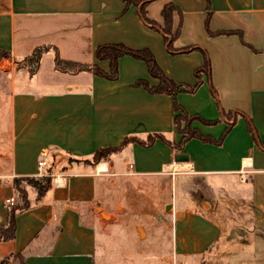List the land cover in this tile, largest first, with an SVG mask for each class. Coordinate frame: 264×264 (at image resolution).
Here are the masks:
<instances>
[{"label": "crops", "instance_id": "obj_1", "mask_svg": "<svg viewBox=\"0 0 264 264\" xmlns=\"http://www.w3.org/2000/svg\"><path fill=\"white\" fill-rule=\"evenodd\" d=\"M167 2L182 11L174 46L193 48L168 51L162 32L142 19L138 5L123 0H0V48L11 55L0 60V224L7 220L6 199L15 197V176L51 177L39 198L28 187L30 205L16 214L14 237L0 240V264H109L106 244L97 251V232L106 237L124 213L154 223L149 231L143 228V238L174 227L168 258L175 256L177 264H208L212 258L264 264V0H150L148 17L163 24ZM208 8L210 30H239L255 50L237 33L209 35ZM107 42L147 47L168 77L197 87L175 96L150 92L135 82L155 85L158 79L142 59L128 54L118 58L114 79L59 70L52 48L33 73L23 63L34 47L50 44L62 58L109 71V60L95 56L96 47ZM205 54L209 69L197 73ZM175 102L203 134L221 137L227 120L207 121L220 118L222 109L232 111V125L219 143L192 136L179 144ZM149 133L164 138L138 142ZM126 136L136 139L88 161L98 148L118 146ZM42 150L47 159L40 168ZM177 152L187 159L174 160ZM197 175L211 178L210 214L185 193ZM162 185L170 188V201L160 199ZM173 192L187 202L176 204ZM168 202L175 217L168 212V222L155 220ZM231 210L250 225L240 240L245 247L222 242Z\"/></svg>", "mask_w": 264, "mask_h": 264}, {"label": "trees", "instance_id": "obj_2", "mask_svg": "<svg viewBox=\"0 0 264 264\" xmlns=\"http://www.w3.org/2000/svg\"><path fill=\"white\" fill-rule=\"evenodd\" d=\"M126 4L133 3L138 5L139 13L142 19L149 25L158 28L163 35L164 42L166 44V48L170 52H176L178 50H188L193 48V45H187L183 47L174 46V41L177 38L180 27H181V19H182V11L180 7L174 2H167L164 4L161 13L164 19L163 24H159L156 21L150 19L147 15L146 5L150 0H123ZM209 6V5H208ZM210 14V10L208 8V15L206 18V28L209 35H215L219 33H237L241 39V41L253 48L250 44H248L242 37V34L239 30H221V31H213L210 30L207 23L208 17ZM54 50V65L57 69L69 72H76L82 70L92 71L94 74H98L104 76L109 79H114L117 77V62L118 58L124 54H128L133 56L134 58L142 59L148 68L150 74L158 79V83L155 85H150L144 79H138L135 84L143 86L146 90L150 92H166L173 94L179 90L186 91H194L197 87V84L189 85L186 83L175 82L173 79L168 77L162 68L158 65L155 60V57L151 50L147 47L142 48H132L126 45L123 42H107L99 44L95 49V56L97 59H108L110 63L109 71H105L95 62L84 63L78 62L71 59H65L58 55L57 49L50 44H41L33 48L32 52L27 55L23 59V63L28 66L30 73H33L41 58V55L48 51L49 49ZM6 57L10 58V51L4 48H0V59ZM209 69V60L207 55H204V63L201 68L197 70V73H200L201 70ZM214 92L216 90L213 87ZM174 108L177 111V114L173 118V122L177 127V130L182 133L181 142L182 144L186 139L192 136L200 137L202 140L211 141L219 143L224 136V134L228 131L229 127L232 125V111L221 110V117L215 120L207 121L209 123L219 121L221 118L227 120V127L225 131L222 133L221 137L215 138L211 135H206L200 132L197 128L191 125V121L194 118L193 115H189L186 110L182 108L180 104L175 102ZM248 129L252 133L253 136L256 135V131L252 125V123L247 121ZM160 136L162 138L163 134L161 133H149L147 137L143 140L138 139V142L143 145H149L152 140L156 137ZM134 136H126L124 140L118 146H106L101 147L95 150L92 154V158L88 161L95 162L101 157H106L110 152L115 149L121 147L125 143L135 140ZM260 144L264 146V141L260 140ZM14 190H15V202L13 204H6V213L7 220L6 223L0 224V240H9L14 237L15 234V217L16 214L20 211L26 209L29 205L28 199V187H32L37 194V197H41L51 186V177L50 175H41L38 177L35 176H15L12 180Z\"/></svg>", "mask_w": 264, "mask_h": 264}, {"label": "rangeland", "instance_id": "obj_3", "mask_svg": "<svg viewBox=\"0 0 264 264\" xmlns=\"http://www.w3.org/2000/svg\"><path fill=\"white\" fill-rule=\"evenodd\" d=\"M2 59V58H1ZM0 59V60H1ZM161 181V180H160ZM211 178L209 176H193L187 182L186 194L196 199L198 207L206 213H211V190H210ZM166 183V182H165ZM111 191H107V196L110 197ZM160 199L161 195L166 196L168 200H171V191L167 185H162L159 190ZM175 203L180 205L187 201L178 196L173 192ZM161 205L159 212L154 216L155 220L161 221L163 223L168 222L169 217L167 213L171 212V217L174 218L173 210L167 205ZM231 213L232 210L230 211ZM221 221L222 223H227V213L222 211ZM223 213V214H222ZM177 216V215H176ZM121 223L112 222L110 224L112 230L110 234L104 237V234L100 231L97 232V251L99 248H104L103 245L106 244L105 252L107 257L110 258L109 264H177L175 261V256L168 258V255L172 253V244L168 239V234L171 236L173 229L170 227L166 229L163 233H157L154 236L151 234L144 237V229H152L154 223L148 222L142 216H137L131 213L120 214ZM135 221L138 223L135 229ZM231 225L224 230L222 236V242L226 245L237 247H245L243 243L240 242L241 238L245 237L246 233L250 231V225L247 226L243 224V217L239 216L237 213H233L230 218ZM226 226V225H225ZM144 228V229H143ZM140 234L141 238L137 239L134 236ZM105 240V241H104ZM106 242V243H105ZM118 249V250H117ZM98 256V253L97 255ZM225 260H223L224 262ZM208 264H220V260L217 258H212L207 261Z\"/></svg>", "mask_w": 264, "mask_h": 264}, {"label": "built area", "instance_id": "obj_4", "mask_svg": "<svg viewBox=\"0 0 264 264\" xmlns=\"http://www.w3.org/2000/svg\"><path fill=\"white\" fill-rule=\"evenodd\" d=\"M46 159H47V152L42 150L41 151V156L40 158L38 159V166L40 168L44 167L46 165ZM240 177L243 178V174H240ZM15 202V197L12 195V196H9L7 199H6V204H13Z\"/></svg>", "mask_w": 264, "mask_h": 264}, {"label": "water", "instance_id": "obj_5", "mask_svg": "<svg viewBox=\"0 0 264 264\" xmlns=\"http://www.w3.org/2000/svg\"><path fill=\"white\" fill-rule=\"evenodd\" d=\"M188 157V155L186 153H183V152H177L175 155H174V160L176 161H183V160H186ZM168 207H171V204L169 203L167 205V208ZM104 215V214H103Z\"/></svg>", "mask_w": 264, "mask_h": 264}]
</instances>
